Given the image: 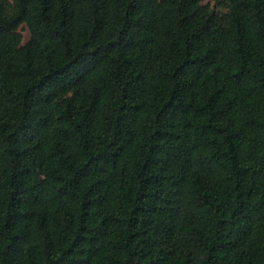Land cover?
<instances>
[{
	"label": "trees",
	"instance_id": "1",
	"mask_svg": "<svg viewBox=\"0 0 264 264\" xmlns=\"http://www.w3.org/2000/svg\"><path fill=\"white\" fill-rule=\"evenodd\" d=\"M206 1L0 0V264H264V0Z\"/></svg>",
	"mask_w": 264,
	"mask_h": 264
},
{
	"label": "rangeland",
	"instance_id": "2",
	"mask_svg": "<svg viewBox=\"0 0 264 264\" xmlns=\"http://www.w3.org/2000/svg\"><path fill=\"white\" fill-rule=\"evenodd\" d=\"M206 2H209L211 6L216 7L218 10H221L223 12L227 11L228 6V0H207ZM20 31L23 34L24 40H28L30 37V31L26 25H23L20 28Z\"/></svg>",
	"mask_w": 264,
	"mask_h": 264
}]
</instances>
